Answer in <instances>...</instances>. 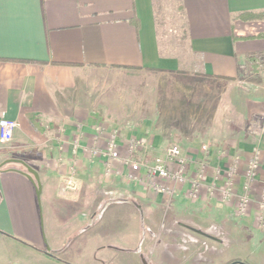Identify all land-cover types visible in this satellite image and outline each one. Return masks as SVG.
I'll return each mask as SVG.
<instances>
[{"label":"crops","instance_id":"obj_1","mask_svg":"<svg viewBox=\"0 0 264 264\" xmlns=\"http://www.w3.org/2000/svg\"><path fill=\"white\" fill-rule=\"evenodd\" d=\"M262 66L264 0H0V118L17 124L0 142V264H215L208 258L225 238L205 231L229 229L235 209L211 192L225 154L184 149L206 164L192 201L187 187L173 197L148 190L128 167L107 176L106 158L90 150L111 133L118 145H255L241 136L236 87ZM155 77L191 86L166 97ZM209 85L220 103L213 114ZM262 85L251 101H264ZM225 87L236 126L224 122ZM70 176L76 191L65 190ZM250 210L231 222L232 237L253 229L259 238L248 241L264 247Z\"/></svg>","mask_w":264,"mask_h":264},{"label":"rangeland","instance_id":"obj_2","mask_svg":"<svg viewBox=\"0 0 264 264\" xmlns=\"http://www.w3.org/2000/svg\"><path fill=\"white\" fill-rule=\"evenodd\" d=\"M181 41H182V37H178V38L174 37L173 40L171 41V43L176 44V45H180V44H182ZM262 67L263 68L261 70H258L256 73L252 72L251 74H249V76H247L245 78V80L242 79V81L238 84L237 87L235 86L236 90H238V92H239L240 100L243 101L242 104L240 105L241 106L240 107V110H241L240 113L241 114L243 113V115H244V112H245V118L242 117L243 115H241V117L239 118V128H241V132H242L241 136L246 139L249 135H251V137H253V139H254L255 145H205V144H203V145H178L176 142H172L169 145H159V147H157L154 145H148L147 142L144 141V143L146 144V145H144L145 149H143L141 152H138L137 154L133 155L135 157L131 156L135 160H137L139 158L140 163H142L145 166H148L154 161V159H156L158 157H163L166 149L168 147H170L171 145H176V146L180 147L183 156L188 160H191V159H189L187 156H185L186 150H184V149H186V148H191L192 149L191 151L196 150V151H198V152L200 151L202 153L212 151L215 155H219V153L225 154V156L222 157L223 158L222 161H227L226 162L227 167L224 170L225 172L221 171V174L226 173L227 171H231V174H232L231 178L233 180V193L236 196V198L233 197L234 198V201H232L233 202L232 203L233 208L236 207L237 200H238L237 197H239L241 194V193H237V191H236V187L238 186L236 183V178H238V176H240V177L242 176L243 181H244L242 184V186H243L245 184V180H246L245 174L247 171L248 163L250 160L257 157V159L259 160V163H260V169L258 171L256 181L251 185L250 197H251L252 203L250 205V209H251V206H253V204H255L256 210H255V213L253 214L252 224L255 227L254 229L259 231V232L261 230H264V228H261L255 222L256 217L258 215L257 203H258L260 196L263 192L262 190L264 189V173H262V171L264 170V101L261 100L260 102H258V101L253 102V101H251V98L257 97V96H255V94L263 91V85L262 84L264 83V66H262ZM153 84H154V87H156V86L160 87V91L161 90L165 91L164 96H166V97H173L174 94L172 91H174V89H176V88L178 90H181L182 92H185V90H186L185 88H189V86H191V82L187 83V84H183L181 87V85L178 84L174 79H167V78L164 79V78H156V77L153 79ZM194 86L197 88L203 89V87H201L199 84H194ZM226 88L229 90L226 91ZM213 89H214L213 86L212 87L210 85L208 86V102H207L208 107H209L208 111L211 112L212 114L215 112V108L217 107V105L220 104L219 102L216 103L217 100L216 101L214 100L215 99V92H213L214 91ZM231 93H232V88L225 87V90H224L225 102L223 103V108L225 111V116L226 115H229V116L224 118V122H225V124L236 126L235 121H237V120L232 119L230 116L232 103L228 99L230 98ZM234 94H235V91H234ZM248 111H250V112L253 111L255 113V117L251 116L248 119V117H247ZM231 122H232V124H231ZM230 132H231V129H230ZM135 139L140 140L137 138H135ZM117 146H118L117 154H118V156H120V158H124L126 155H128V157H129L128 145H117ZM104 147H105V145L102 148H104ZM203 147H206V151H204L202 149ZM230 153H233L231 158L229 157ZM121 166L125 167L122 164H121ZM118 168H120V164L114 163L113 169L117 172ZM104 169H105V166H104ZM136 173H138V172H133L132 170H131V172H129L131 177L137 176ZM227 174L228 173H226L225 175H227ZM260 174H263V179H262V183L258 184L257 180H258V176ZM205 175H206V173H205ZM240 189H242V187ZM214 195L220 199V195L218 192L214 193ZM250 209L245 216H239L238 214H236V208H235L234 209V215H232L233 218L229 219V221H230V224L228 227L229 229L212 228V229H208L205 231V232H208V234H211L214 236L218 235L220 237L225 238L224 244L219 246L217 252L214 254V258H212V259L208 258L209 259L208 262L213 261L215 264H220V263L224 262V264H229L230 262L235 261V262H240L243 264H264V247L263 246L262 247L261 246L255 247L251 241H248L249 239H255V240L258 239L259 238L258 232H254V230L251 229L250 233H249V231H246L243 228H241L239 231H236V234H238L237 237L233 238L232 234H231L232 228H233V226H231L232 225L231 222L232 223H237V222L243 223V219H245L246 216H248L250 214V212H251ZM147 220H148V218L145 216V230L147 229V226H146ZM167 221H168V217H166V215H165L161 219V224H163ZM231 238L238 239V240L232 241ZM208 247H210V246H208ZM229 259H234V260H231L228 262Z\"/></svg>","mask_w":264,"mask_h":264},{"label":"built area","instance_id":"obj_3","mask_svg":"<svg viewBox=\"0 0 264 264\" xmlns=\"http://www.w3.org/2000/svg\"><path fill=\"white\" fill-rule=\"evenodd\" d=\"M17 127L15 121L8 120L4 117L0 118V142L3 144L9 143L13 137V131ZM96 140H101L103 132L100 127L96 129ZM118 136L115 133L109 134L105 140V147H95L90 150V155L93 158L105 157V175H111L114 173L113 165L122 164L125 167L130 168L133 172H141L143 175L139 179L145 188L153 191L157 194L164 195L166 197H173L180 187H187L186 195L189 200L196 201L199 199L203 180L206 172V164L199 163L194 165L191 160L186 159L181 151V148L176 145H171L165 151L163 157H158L154 161L145 166L140 163L139 158L133 159V155L141 152L144 148V141L130 139L127 141L129 157L126 155L124 158H120L117 154ZM206 151V147L202 148ZM133 156V157H131ZM260 169V163L257 157L249 161L247 171L245 174V184L242 186L241 194L236 204V214L239 216H245L252 203L250 197L251 185L256 181L258 171ZM228 173L227 175H225ZM221 174L218 172V177L221 178L222 184L220 187L213 186L211 192L219 193L220 200L223 204H227L229 201L236 198L233 193V180L231 178V171ZM78 188L77 182L74 177L70 176L65 182V190L76 191ZM257 203L258 215L255 222L264 228V189ZM234 197V198H233Z\"/></svg>","mask_w":264,"mask_h":264},{"label":"water","instance_id":"obj_4","mask_svg":"<svg viewBox=\"0 0 264 264\" xmlns=\"http://www.w3.org/2000/svg\"><path fill=\"white\" fill-rule=\"evenodd\" d=\"M4 165L5 164L0 165V170H1V168ZM25 170H26V175L29 177V179L32 181V183L35 185V187L37 189V191H36L37 196H39V194H40V184H39L38 177H37L36 173L33 170H31L30 168H28V167H25ZM232 264H243V263L235 262V263H232Z\"/></svg>","mask_w":264,"mask_h":264},{"label":"trees","instance_id":"obj_5","mask_svg":"<svg viewBox=\"0 0 264 264\" xmlns=\"http://www.w3.org/2000/svg\"><path fill=\"white\" fill-rule=\"evenodd\" d=\"M235 263V261L230 262L229 264Z\"/></svg>","mask_w":264,"mask_h":264}]
</instances>
